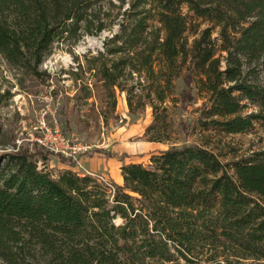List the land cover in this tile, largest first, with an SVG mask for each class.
Listing matches in <instances>:
<instances>
[{
    "label": "trees",
    "instance_id": "trees-1",
    "mask_svg": "<svg viewBox=\"0 0 264 264\" xmlns=\"http://www.w3.org/2000/svg\"><path fill=\"white\" fill-rule=\"evenodd\" d=\"M116 26L98 72L113 106L117 89L131 113L152 106L148 140L175 138L167 101L190 135L183 114L201 93L204 124L237 133L264 122V0H0V55L37 70L56 42ZM50 155L79 164L36 141L0 152L8 263L264 264L260 153L224 162L204 145L171 144L147 164H123L122 184L72 169L55 177L36 159Z\"/></svg>",
    "mask_w": 264,
    "mask_h": 264
},
{
    "label": "rangeland",
    "instance_id": "rangeland-1",
    "mask_svg": "<svg viewBox=\"0 0 264 264\" xmlns=\"http://www.w3.org/2000/svg\"><path fill=\"white\" fill-rule=\"evenodd\" d=\"M184 11L188 12L187 8ZM116 30L117 26L97 35L84 34L74 42H56L37 70L28 65L11 64L0 55V152L15 149L24 141H36L32 137L38 133L40 118L45 113L49 123L53 116L57 118L66 137L88 147V150H103L82 154L83 150L77 172L89 170L92 173L88 174L106 181H111L110 168L115 172L125 163L147 164L153 154L171 144L204 145L218 153L224 162L255 153L264 157V122L255 120L248 130L237 133H227L213 124H204L208 119L204 113L205 93L198 94L183 114L194 126L190 135L179 134L177 122L181 115L173 103L167 101L175 138L171 141L148 140L145 130L153 120L152 106L147 104L142 111L131 113L127 92L119 89L116 91V106H113L98 72L104 40ZM187 34L191 41L193 34L190 30ZM254 109L258 107L251 104L245 112ZM64 122L69 123V130L63 126ZM36 159L39 168L50 171L55 177L67 169V164L53 155ZM121 221L119 217L115 219L117 224ZM29 263L23 259L8 263L0 258V264ZM179 264L185 263L182 260Z\"/></svg>",
    "mask_w": 264,
    "mask_h": 264
},
{
    "label": "built area",
    "instance_id": "built-area-1",
    "mask_svg": "<svg viewBox=\"0 0 264 264\" xmlns=\"http://www.w3.org/2000/svg\"><path fill=\"white\" fill-rule=\"evenodd\" d=\"M38 129V133L32 139L55 154H63L68 157L77 158L83 150H88V147L63 135L58 120L54 116L51 123H49L46 121L44 113L40 118ZM103 180L105 179L103 178Z\"/></svg>",
    "mask_w": 264,
    "mask_h": 264
},
{
    "label": "crops",
    "instance_id": "crops-1",
    "mask_svg": "<svg viewBox=\"0 0 264 264\" xmlns=\"http://www.w3.org/2000/svg\"><path fill=\"white\" fill-rule=\"evenodd\" d=\"M80 161H81V157L79 156V164H80ZM78 165L77 166H74V167L67 165V169H72L74 171H77ZM109 172H110V176H111V181H114V182L119 183V184H122L123 183V175H122L121 166H120V168H117V170L115 172H113L112 171V168H110L109 169ZM88 173H92V172L88 170L86 172L79 173V174H88Z\"/></svg>",
    "mask_w": 264,
    "mask_h": 264
}]
</instances>
